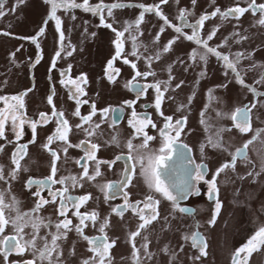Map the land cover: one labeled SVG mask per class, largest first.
I'll return each instance as SVG.
<instances>
[{"label":"rangeland","instance_id":"obj_1","mask_svg":"<svg viewBox=\"0 0 264 264\" xmlns=\"http://www.w3.org/2000/svg\"><path fill=\"white\" fill-rule=\"evenodd\" d=\"M77 2L83 3V0ZM102 2L105 5L112 3L122 5L113 11L114 19L109 18L107 11H104L106 23L112 24L117 30H123L125 21H135L138 18L142 11L139 5H159L171 25L179 26L186 35H191L193 29L188 25H195L201 15L211 14L216 8L222 12L237 6L248 8L250 0H214V2L196 0L194 6L191 0H168L167 4H161L160 0H102ZM89 3L95 6L101 3V0H89ZM255 4L262 5L264 0H255ZM180 9H186L192 15L188 16L186 21H182L178 19ZM2 11L4 15L0 16V97L21 96L22 101L0 100V109H10L12 105L19 107L22 102L23 107L19 108L17 114L25 121H37V127L33 133L29 123H24L21 129L17 122V131L22 133L17 138L11 125V113L6 112L9 119L5 122L4 137L0 138V166L3 167L4 176V179L0 180V192L4 193L6 203H10L15 196L19 201L21 212L31 211L41 200L48 201L35 215L42 218L45 224L50 219L53 226L39 227L35 241L37 249L43 247V237H47L51 244V236L48 233H55L57 230L54 225L67 218L71 221L69 226L71 230L66 232V239L57 241L60 246L58 264H82L84 260L93 258L95 254L89 251V244L83 236L95 238L101 235H105L109 243L113 240L116 242L106 254L105 264H108L109 260L111 264H133V243L139 250L141 264H232L236 249L246 244L247 240L264 226V171H261L264 167V80H262L264 26L258 23L262 18L258 9L255 11L249 9L239 18L221 19L218 14L206 20L200 30L201 37L206 39L213 28L218 29L214 38L208 43L217 47L227 39L226 46L218 47L222 53H243L244 58L237 65V70L240 71L247 86L237 83L231 70L226 69L214 56H209L206 65L199 59L195 62L190 60L189 54L197 48V45L187 40L185 36L175 39L170 51L164 53L162 51L164 45L176 38L177 34L172 27L164 25V22L152 13H146L143 23L139 26L142 35L136 33L135 29L132 30L133 34L137 35V43L142 45L138 48L137 55L140 58L137 59L136 56L131 55L132 42L127 33L122 38L124 43L121 56L116 57L113 43L116 39L115 33L107 27L100 26L97 16L81 9L57 12L62 20L65 34V50L61 52L60 57H55L58 44L53 21L47 23L44 36L38 39L41 50L39 53L36 45L29 39L35 37L45 25L50 5L44 0H22L19 4L17 0H5ZM72 16L76 18L73 20ZM161 27L164 28L162 33H160ZM233 33H239V36L234 37ZM157 36H159L158 41L155 40ZM241 37L246 39L237 43L236 41ZM69 52L71 55H68ZM157 52H160L159 59L155 58ZM148 57L153 58L150 68L147 66ZM125 58L136 64L135 70L130 64L123 63ZM109 60H113V67L119 69L118 74L113 73L114 83H110L105 76V67ZM169 67L172 68L173 78L167 91H164V86L161 85L163 95L161 109L158 111L155 108L156 92L147 85L168 80ZM136 70L141 73L154 71L155 75L147 78L135 76ZM201 71H204L205 75H201ZM62 72H66L67 75L62 77ZM81 74H86V83H80L78 80ZM70 79L76 80L83 89L84 94H78L81 102L79 106L72 98L74 86L61 84V80ZM133 82L145 86L144 95L137 97L130 87L124 86ZM251 88L256 89V97L250 91ZM53 90L55 109L47 102V97ZM125 101H132L138 114L147 110L143 108L146 102L152 105V109L149 110L152 112L150 119L156 127L153 128L151 124L142 126L143 131H148L150 136L155 137L149 142V147L152 149L160 147L161 138L158 130L163 127L165 117H172V125L180 117H186L181 139L190 149L192 164H189V168L203 162L209 168L204 180L194 181L201 194H193L189 201L181 203V206L194 207V215H185L179 211L173 212L171 202L160 194L149 191L139 176L137 165L131 184L122 191V194L127 193L130 198L129 203L144 201L146 196L152 195L159 200V218L140 230L134 241L130 239V233L137 232L138 225L142 221L130 209H126L122 217L118 216L113 209L121 204L120 198L109 197L105 200L104 192L99 187L106 185L109 179H119L122 174L123 166L116 163L115 158L117 154L128 152L124 145L133 134V129L128 125L133 109L128 108L124 104ZM253 103L256 107L251 109V130L247 133H241L235 128L230 118L220 120L217 117V111L230 115L236 108L251 106ZM93 104L96 109L95 115L88 122L81 120V116L87 117L91 113ZM114 106L126 110L124 119L115 127L112 126L111 111L107 114L102 112L103 109ZM77 107L80 116L74 115ZM54 111L63 112V119H66L70 125L68 141L65 143L55 140L45 148L48 143L47 138L53 135L59 126L57 121L60 118L54 115ZM202 111H204V119L212 129L210 132H206L201 124ZM161 112L163 115L160 114ZM41 113L48 114L47 119L41 120ZM78 124L81 125L80 128L76 127ZM96 124L100 127L95 128ZM220 126L231 129L222 133L227 151L213 149L207 145L208 137L214 136L216 128ZM84 129L93 130L94 134L86 136ZM256 130H262L259 136L256 135ZM114 134L119 135V147L110 144ZM250 140L252 142L246 149L247 159H238L234 169L231 167L225 169L215 177L222 208L215 225L209 226L208 221L212 218L214 201L209 200V185L205 181H212L214 173L223 163H231L230 153H235L236 149L242 148ZM141 142V139L133 141L134 145ZM92 143L99 145V149L94 153L95 160L85 158V164L90 169L89 175L94 174L97 161H114V163L111 166L100 163L101 175L95 180L80 179L84 165L81 167L78 161L85 156V151ZM202 143L207 145L203 155L200 151ZM19 145L27 146V155L20 162L21 167L16 178L12 179L10 172L14 169V165L11 157ZM64 148H67L66 153L63 151ZM50 151H56L59 156L53 179L59 181L69 176L78 178L75 186L67 185L65 201L68 195L74 200L89 194L91 196L86 202L80 203L78 208L68 203L66 217L58 214L60 197L53 195L62 191L65 185L55 183L51 191L41 186L27 185L29 179L42 180L43 177L51 175L53 157ZM29 161L35 162L36 165H30ZM25 167L27 171L23 170ZM37 192L39 195H36ZM53 200L55 202H52ZM140 207H143L142 203ZM73 209H79L81 214L85 211L97 213L95 224L90 218L85 221L87 228H84L83 235L75 231V226L80 222L78 216L74 215ZM5 215L14 216L15 212L6 210ZM105 220L108 221V226L104 233H101L99 226ZM196 231H199L205 239L206 256H200L198 250L192 247L191 235ZM32 232L31 227L24 228L23 234L26 240L31 239ZM5 233H14L11 225L6 228ZM185 235L189 236L188 240L183 239ZM145 236L148 238L147 252L151 254L150 259L141 247ZM165 246L168 247L167 254L163 251ZM173 253H175L174 259H172ZM27 256H33L30 249ZM197 256L200 258L194 259ZM245 256H248L247 264H264V246H260L259 250H252L250 254H241L242 259ZM8 258L9 261L4 260V264H15L16 260L18 261L16 264H19L24 257L13 254ZM56 258L57 256L52 260L55 262ZM96 259L98 260V257ZM28 261L29 259L24 261V264Z\"/></svg>","mask_w":264,"mask_h":264},{"label":"snow or ice","instance_id":"obj_2","mask_svg":"<svg viewBox=\"0 0 264 264\" xmlns=\"http://www.w3.org/2000/svg\"><path fill=\"white\" fill-rule=\"evenodd\" d=\"M22 0H17V4L21 3ZM44 2L48 5H50V11L47 15V18L45 20V25L42 26L37 33L35 37L29 38L31 39L32 43L36 45L38 53L41 51L40 46L38 43V39L41 36H44L46 31V25L49 21H53L55 24V31L57 33V44H58V50L55 53V57H60L61 52L65 50V34L62 29V20L57 15L58 11H65L68 12L70 10L74 9H81L84 12L91 13L93 16H97L100 20V26L107 27L111 29L115 33L116 39L113 41L115 46V52L116 57L121 56L122 49H123V37L125 34H128V38L132 42V52L131 55L136 56L137 59L140 57L137 55L138 48L142 45L137 43V35L133 34V29L136 30V33L139 35H142L143 33L140 32V25L144 21V16L146 13H152L155 14L159 19H161L164 22V25H167L169 27H172L175 31L176 38L169 41V43L165 44L162 51L164 53H167L171 49V45L175 43V39L179 38L180 36H185V38L189 41L195 42L197 45V48L193 49L192 52L189 54V59L195 62L197 59L204 63L206 65L209 56H214L218 61H221L223 63V66L231 70L233 73L236 82L239 83L242 86L245 85V82L243 80V77L241 76L240 71L237 70V65L240 64L242 58H244L243 53L241 52H235L233 53H222L218 50V47H224L227 45V39H225L220 46L213 47L210 46L208 41H211L217 28H213V30L207 35V38H202L200 35V30L202 29L203 24L206 20L210 18H214L218 14L220 15L221 19H226L229 17L233 18H239L240 15L247 12L249 9H253L254 11L258 9L261 15V19L258 21V23L261 26H264V4L257 6L255 4V0H250L248 8L243 7H231L225 11H221L219 8H216L211 14H204L199 17V19L196 21L195 25H188L189 27H192V34L186 35L183 32V29L179 26L171 25L168 21L167 17L163 14V12L160 10L159 5H153V6H145V5H139V7L142 9L141 13L139 14L138 18L135 21H125L123 30H117L113 28L112 24L106 23L104 11H107V16L109 18H113V11L115 9L120 8L122 5L120 3H112L110 5L103 4L102 0L101 3L93 6L89 3V0H83V3H78L77 0H44ZM193 6L196 3V0H191ZM214 2V0H213ZM5 3V0H0V16L4 15L2 9L3 5ZM161 4H167L168 0H160ZM192 15V13L186 9H180L178 11V19L182 21H186L187 17ZM75 16H72L71 19H75ZM164 31V28L161 27L160 33ZM4 35H9V33H3ZM234 37L239 36V33H233ZM243 39H246L245 37H241L236 42L240 43ZM156 41L159 40V36L155 38ZM71 47V45H69ZM146 47V46H145ZM202 49V50H201ZM75 49L73 48V51ZM68 55H71V52L68 53ZM15 54H12V57L14 58ZM234 58H230L233 57ZM160 52H157L156 59H159ZM152 57L147 58V66L151 67V61ZM39 60L36 61L38 63ZM124 64H130V66L135 70L136 64L130 62L127 58L123 60ZM55 65L53 64V67ZM172 68H168L169 73V79L168 80H161L156 81L155 83L147 85V87L152 88L156 92L155 97V108L159 111L161 109V103H162V95L161 92V85L164 86V91L168 90V87L171 84V79L173 78L171 76ZM119 73V69H116L113 67V60H109L105 67V76L108 79L110 83H114V75ZM66 72H62L61 76H66ZM150 75H155L154 71H146V72H139L138 70L135 71V76H142L144 78H147ZM201 75H205L204 71H201ZM134 76V78H135ZM80 83H86L87 78L86 74H81V76L78 78ZM264 80V78H262ZM61 84L64 86L67 85H73L74 86V94L72 95V98L76 100L77 105L81 103L78 99V94H84L83 89L80 87V84L77 83L76 80H68L64 81L61 80ZM126 88L130 87L136 94L137 97H140L144 95V92L146 90L144 85H141L139 83L136 84H125ZM179 87V85L177 86ZM250 91L252 92L253 96L256 97V89L251 88ZM53 97H54V90L53 92L47 97V102L50 106H52L53 109H55V105L53 103ZM191 99V97H190ZM0 100H12V101H22L21 96H12V97H0ZM84 103H87V101H84ZM124 104L128 108H132L133 111L131 112V117L128 121L129 127L133 129L132 136L125 142V147L128 150V155H118L115 159L126 160L127 166L124 170V176L123 179L120 181L119 184H112L109 183L104 186H99L101 191L104 192L105 200L109 198L108 193L105 191V188L109 189L111 191V194L113 196L118 195L125 185H128L131 183L132 176L135 172V167L139 166V176L143 179L146 187L149 189V191H154L157 194H160L163 198L171 202L173 212L179 211L182 214L185 215H194V209L191 207H182L181 203L183 201H186L191 195L193 194H199V190L196 188V184L194 181L196 180H204L205 176L207 175V166L205 164H199V165H193V167L190 169L189 164H192V161L189 158V152L190 149L186 144L180 143L179 138L181 136V132L183 131V128L186 123V117H183L181 119H178L175 121V124L172 125V117H165V123L162 128H160L159 136L161 138V144L158 149H152L149 147V142L154 140L155 137L147 135L146 133L141 136V133L143 132V125L151 124L153 128L156 127L155 124L152 123L150 117H147L145 114H138L135 111L134 105L132 101H125ZM23 104L22 102L19 104V107L17 105H12L10 109H0V138L4 137V129H5V122L9 119L8 115H6V112L11 113V125L13 132L17 138L21 136V132L17 131V122L19 123V127L22 129L24 123H29L33 133H35L36 127H37V121H25V119L18 115L19 108H22ZM183 107V106H181ZM256 104L253 103L251 106L245 105L243 107H238L234 112H232L230 115L229 113L223 112V111H217V117L220 120L230 118L233 121V124L235 128H237L241 133H247L251 130L250 128V112L252 108H255ZM92 111L87 117H80L81 120L88 122L92 119V116L95 115L96 109L95 105H91ZM109 111H111L114 114L115 119L112 122V126L115 127L116 120L120 119L123 113V108H105L102 110L104 114H107ZM163 115V113H160ZM54 115L58 116L60 119H58V127L56 128L53 135H50L47 140L48 143L44 146L45 148H48V146L55 140H60L65 143L68 141V132L70 131V125L66 119H63V112H55ZM74 115L80 116L79 107H77V110L74 112ZM48 114L41 113L40 119L45 120L47 119ZM201 124L204 126L206 132H210L212 129L210 128L208 122L204 119V111L201 112ZM141 125V126H138ZM77 128H80L81 125H77ZM100 125L96 124L95 128H99ZM231 129L220 126L216 128L215 135L209 136L207 140V145H210L213 149H220L223 151H227V148H225V144L222 138V133L230 131ZM86 136H91L94 134L93 130L90 129H84ZM262 130H256V135L259 136L260 132ZM174 132V136L172 133ZM136 139H141L142 142L138 145H134L133 141ZM34 142V141H33ZM252 141H249L245 143V145L242 148L236 149L235 153H230L231 155V163L225 162L223 163L214 173V178L212 181H205L209 185V199L214 201V210L212 214L211 220L208 221L209 226H214L216 219L219 215V212L222 208V202L218 199V188L216 186L215 177H218L221 172H223L225 169L228 168H235V163L238 159H247V147L248 144ZM84 143V142H81ZM110 144L112 146L119 147L120 146V140L119 135L114 134L112 136V139L110 141ZM206 144L202 143L200 146L201 154H204ZM71 146V145H69ZM76 147H79V145H76ZM26 145H19L17 149L12 153L11 161L14 165V169L10 172V176L12 179H15L17 176L18 171L21 167V160L24 158V156L27 155L26 153ZM99 149V145L92 143L90 147L85 151V158L88 160H95L96 157L94 155L95 151ZM63 151L66 153L67 148H64ZM18 154H20L18 156ZM50 155L53 157L52 166H51V175L46 180H34L29 179L27 181L28 186L36 185V186H45L49 181L52 184L59 183L61 185H65L62 191H58L57 193H54V196L60 197V203L58 207V214L60 216L66 217V208L68 203H71L73 207L78 208L80 203L86 202L91 198L90 194L85 195L82 197L77 198L74 200V198L71 195H68L66 197V201L64 198V194L68 191L67 185L72 184L75 186L77 184L78 178L76 176H69L61 178L59 181H56L53 179L56 173V161L59 159L58 153L56 151H50ZM175 156V159L173 158ZM100 163H107L109 166H111L114 161H97L94 174L89 175L87 167H84L83 174L80 177V179L87 178L88 180H95L97 176L101 175L100 172ZM179 166L180 169L183 170L182 174L178 172ZM24 171H27L28 169L25 167L23 169ZM261 171H264V167L261 168ZM249 175H252V173H249ZM258 175V173H257ZM4 179L3 176V167L0 166V180ZM82 186V185H81ZM36 195H39V192L36 193ZM124 201L125 203L121 205L119 208H114L113 211L118 216H123V212L131 208L133 210V214L137 215L139 217V220L142 221L138 225L137 232L130 233V239L132 241L135 240V237L140 234V230L145 229L148 225H150L153 221L157 220L159 218V212H158V205L159 200L155 199L152 195L146 196L144 201L136 202L134 204L129 203V197L127 193L124 195ZM52 202H55L53 200ZM48 203V201L41 200L39 203L35 205V207L29 211V212H21L19 208V201L15 198V196L12 197L10 203H6L4 200V193L0 192V234H3L5 227L7 225H11L13 228L14 234L11 236H2L0 235V245H5L6 248L4 250V255L7 256L9 252H17L19 254H22L26 249H30L33 253L34 259L32 261H28L27 264H34L35 260H40L41 264H43V261L47 260L48 264H58L59 262V245L57 244V241L60 239H66V232L68 230H71L69 226L71 225V221L65 218L64 220H61L57 222L54 227L56 228L55 233L49 232L48 235L51 236V244H49L47 237H43L44 245L42 248L37 249L36 247V239L38 236V229L41 225L44 227H52V222L49 219L47 224L44 223L42 218L35 215V213H38L39 209L42 207L43 204ZM143 204V207H140V204ZM9 212H15L14 216H7L5 215V211ZM80 223L75 226V231L83 235V229L81 225H84L85 223V214H80L79 212L75 213ZM88 218H90L93 221V224H95V221L97 220V213L93 212L91 214H87ZM165 222L167 223V218H165ZM108 226V221L105 220L102 222L99 226V231L101 233H104L105 228ZM25 227H31L33 229V232L31 234V239H25V236L23 234V230ZM65 231H61V230ZM83 239L88 242L90 246L89 251H92L95 255L93 258H90L88 260H84L82 264H105V258L106 254L108 253L109 249L114 246V241L109 243L106 236L103 237H95V238H89L87 236H83ZM184 240H188L189 236L185 235L183 237ZM191 243L192 247L197 249L200 253V256H206V247L207 244L205 242L204 237L199 233V231L194 232L191 235ZM147 245H148V238L144 237V243L141 245V247L145 250L146 255L148 258H151V254L147 252ZM133 264H141V260L138 255V249L136 248L135 244L133 243ZM260 246H264V226H261L254 235H252L244 244L243 246L236 249V251L233 254L232 258V264H247L248 256H245L243 259L241 257L242 253H249L252 250H259ZM163 251L167 254L168 253V247L165 246ZM57 252V258L54 262L52 260V253ZM200 256L195 257L194 259H199ZM98 257V260L96 259ZM175 258V253L172 254V259ZM108 264H111V261H108Z\"/></svg>","mask_w":264,"mask_h":264},{"label":"flooded vegetation","instance_id":"obj_3","mask_svg":"<svg viewBox=\"0 0 264 264\" xmlns=\"http://www.w3.org/2000/svg\"><path fill=\"white\" fill-rule=\"evenodd\" d=\"M132 84H136V82H133ZM131 89V88H130ZM132 90V89H131ZM133 91V90H132ZM113 108H122V107H120V106H114ZM143 108L144 109H147V110H145V111H141V112H139V114H145L147 117H151L152 116V112L151 111H149V110H151L152 109V105L149 103V102H146L145 104H144V106H143ZM125 114H126V110L123 108V113H122V116H121V118H120V120L118 121V122H116V124L115 125H119L121 122H122V120L124 119V116H125ZM181 118H183V117H180L179 119H181ZM111 119H112V121L115 119V117H114V114L111 112ZM183 132V131H182ZM182 132H181V136H182ZM143 134L144 133H146L147 135H149V133H148V131H143L142 132ZM172 135L174 136V132L172 133ZM181 136H180V138H179V142L180 143H183V144H185L183 141H182V139H181ZM253 140H255V138H252ZM189 148V147H188ZM118 155H123V156H127L128 155V152H125V153H121V154H117L116 155V157L118 156ZM174 159H175V156L173 157ZM189 158H190V156H189ZM79 165L82 167L83 165V169H84V167H87L86 166V164H85V156H83L79 161ZM116 163H118V164H121L122 166H123V169H122V174H121V177L118 179V178H115V179H109L107 182H106V185L107 184H109V183H112V184H119L120 183V181L123 179V176H124V170H125V168H126V166H127V161L126 160H124V159H121V160H116ZM201 164H205L206 165V163H201ZM207 166V172H208V170H209V168H208V165H206ZM193 167V165L191 166V168ZM177 168H178V172H180L181 174H182V172H183V170L182 169H180L179 168V166H177ZM87 169H88V172H89V168L87 167ZM48 177H43L42 178V180H46ZM33 179V178H32ZM131 184V183H130ZM130 184H128V185H125L124 186V188L122 189V191L125 189V188H127ZM53 185L54 184H52L50 181L45 185V186H41V187H44L45 189H50V191H51V189H52V187H53ZM106 191H107V193H108V196L109 197H113L114 199H117V198H120V201H121V204H119V206L117 207V208H119L121 205H123L124 203H125V201H124V195L122 194V191L118 194V195H115V196H113L112 194H111V191L109 190V189H107L106 188ZM199 194H201L200 193V190H199ZM195 195H197V194H195ZM129 197V196H128ZM191 197V196H190ZM190 197L186 200V201H189V199H190ZM209 197V196H208ZM129 200H130V198H129ZM210 200V199H209ZM133 201V200H132ZM210 201H212V200H210ZM128 202H130V201H128ZM185 202V201H184ZM134 203H136V201H133L132 202V204H134ZM183 203V202H182ZM182 207H191L192 209L194 208L193 206H182ZM128 209H130V210H132L131 208H128ZM68 211L70 212V209H68ZM76 212H79L80 214H81V212L79 211V209H73V213H74V215L75 216H77L75 213ZM91 213H93V212H91ZM91 213H88V212H84L83 214H85V221H87L88 219V215L87 214H91ZM70 220V219H69ZM91 220V219H90ZM79 222H80V220H79ZM85 224L86 223H84V225H81V227H82V229H83V232H85V230H84V228L86 229L87 227H85ZM9 225H7L6 227H5V230H6V228L8 227ZM5 230H4V232H5ZM4 232H3V234H0V235H2V236H11V235H13L14 233H8V234H4ZM84 234V233H83ZM103 236H105V235H101V237H103ZM96 237V236H95ZM91 238H94V237H91ZM41 241V240H40ZM114 241V240H113ZM112 241V242H113ZM115 242V241H114ZM86 243H87V241H86ZM111 243V242H110ZM116 243V242H115ZM89 247H93V246H90L89 245ZM5 248H6V246L5 245H0V264H4V260H6V262L7 261H9V256H12L13 254H15V255H17L18 254V256H22V257H24L23 258V260L21 261V262H19V264H24V261H26L27 259H29V261H32L33 259H34V257L33 256H27L28 255V253H29V249H26L22 254H19V253H17L16 254V252L15 251H13V252H9L8 254H7V256H5L4 255V250H5ZM59 255H60V252H59ZM57 256V254L55 253V252H53L52 253V258H55ZM91 257V256H90ZM94 257V256H93ZM16 263H18V261L16 260L15 261V264ZM41 262L39 261V260H35L34 261V264H40ZM47 263V260H45V261H43V264H46Z\"/></svg>","mask_w":264,"mask_h":264},{"label":"bare ground","instance_id":"obj_4","mask_svg":"<svg viewBox=\"0 0 264 264\" xmlns=\"http://www.w3.org/2000/svg\"><path fill=\"white\" fill-rule=\"evenodd\" d=\"M29 164L32 165V166H35L36 165V163L35 162H32V161H29Z\"/></svg>","mask_w":264,"mask_h":264},{"label":"water","instance_id":"obj_5","mask_svg":"<svg viewBox=\"0 0 264 264\" xmlns=\"http://www.w3.org/2000/svg\"><path fill=\"white\" fill-rule=\"evenodd\" d=\"M120 119L116 120V122H118Z\"/></svg>","mask_w":264,"mask_h":264}]
</instances>
